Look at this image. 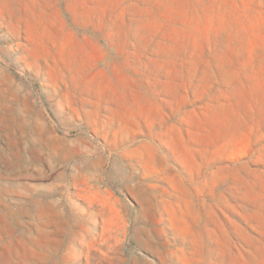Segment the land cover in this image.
Masks as SVG:
<instances>
[{
  "label": "rangeland",
  "instance_id": "374dc122",
  "mask_svg": "<svg viewBox=\"0 0 264 264\" xmlns=\"http://www.w3.org/2000/svg\"><path fill=\"white\" fill-rule=\"evenodd\" d=\"M0 264H264V0H0Z\"/></svg>",
  "mask_w": 264,
  "mask_h": 264
}]
</instances>
